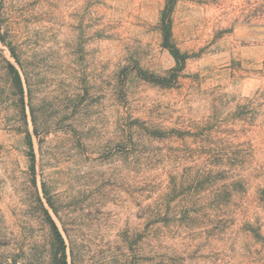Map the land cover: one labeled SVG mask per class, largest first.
<instances>
[{
	"label": "rangeland",
	"instance_id": "rangeland-1",
	"mask_svg": "<svg viewBox=\"0 0 264 264\" xmlns=\"http://www.w3.org/2000/svg\"><path fill=\"white\" fill-rule=\"evenodd\" d=\"M167 1L0 0L35 153L6 102L0 251L49 237L44 205L69 264H264V0H178L172 87L137 75L175 65Z\"/></svg>",
	"mask_w": 264,
	"mask_h": 264
},
{
	"label": "trees",
	"instance_id": "trees-1",
	"mask_svg": "<svg viewBox=\"0 0 264 264\" xmlns=\"http://www.w3.org/2000/svg\"><path fill=\"white\" fill-rule=\"evenodd\" d=\"M178 0H168L162 12L161 31L163 34L162 45L168 49L175 60V65L164 75L148 72L137 66V75L146 81L154 84L172 87L174 86L181 73L185 69L189 54L183 52L173 41V18L172 13ZM0 15V42L8 49L15 62L22 67V61L17 52L15 44L9 39L8 31H3ZM5 54L0 47V110L6 102H12L17 108L20 119L23 120L25 127V139L31 155V169L35 172V153L33 133L28 128V116L26 113L25 101V82L23 74L16 65ZM34 133L38 134L35 128ZM51 204V202H50ZM56 211V210H55ZM41 215L49 222V237L44 240H35L27 246L24 240H17L11 248L0 251V264H69L67 249L64 238L51 216L49 210L43 205ZM158 215L157 210H152L150 215ZM42 220V219H41ZM46 220H42L45 222ZM1 230V226H0ZM10 243L3 240L0 233V249L9 247Z\"/></svg>",
	"mask_w": 264,
	"mask_h": 264
}]
</instances>
